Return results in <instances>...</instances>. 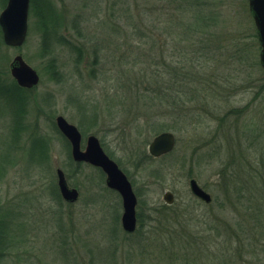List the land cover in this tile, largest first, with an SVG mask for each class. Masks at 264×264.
Listing matches in <instances>:
<instances>
[{
  "label": "rangeland",
  "instance_id": "rangeland-1",
  "mask_svg": "<svg viewBox=\"0 0 264 264\" xmlns=\"http://www.w3.org/2000/svg\"><path fill=\"white\" fill-rule=\"evenodd\" d=\"M45 1L60 23L48 46L32 11L22 47L0 35V264H264V69L248 0ZM18 55L40 75L31 90L13 86ZM58 116L131 181L134 233L102 170L72 159ZM163 132L176 147L154 158Z\"/></svg>",
  "mask_w": 264,
  "mask_h": 264
},
{
  "label": "water",
  "instance_id": "water-1",
  "mask_svg": "<svg viewBox=\"0 0 264 264\" xmlns=\"http://www.w3.org/2000/svg\"><path fill=\"white\" fill-rule=\"evenodd\" d=\"M248 4L261 48L260 65L264 69V0H248ZM30 5L31 0H7L5 8L0 13V29L6 46L19 48L24 45L28 36ZM10 73L20 88L31 90L40 83L39 73L21 55L16 56L11 62ZM55 121L58 130L71 145L72 159L76 163H85L101 169L106 177V186L120 195L123 207L122 229L128 234L134 233L138 221L136 213L138 198L127 175L104 152L96 136H89L85 148L82 149V134L79 129L63 116H58ZM175 147V135L171 132H163L154 137L149 145V153L154 158H160L173 152ZM56 176L62 199L69 204L76 203L79 200V191L69 186L65 173L61 169L56 171ZM189 187L194 197L206 204L211 202L210 194L195 179L190 180ZM163 198L167 205H172L174 202V195L170 191L166 192Z\"/></svg>",
  "mask_w": 264,
  "mask_h": 264
},
{
  "label": "trees",
  "instance_id": "trees-1",
  "mask_svg": "<svg viewBox=\"0 0 264 264\" xmlns=\"http://www.w3.org/2000/svg\"><path fill=\"white\" fill-rule=\"evenodd\" d=\"M38 0H31V6H30V12L32 11V13L34 12L36 14L37 17H39L40 19V30H42V33L44 35V46H48L49 42L48 39H50L51 35L54 32H57V28L58 26H60V23H57V16L55 15L54 9L51 7V5L49 4V2H46L45 0H43V2L41 3ZM7 3V0H5V5ZM54 22V24L52 26H49L50 22ZM56 24V25H55ZM0 35H2L1 29H0ZM50 35V36H49ZM51 70H54V68H52ZM13 86L19 90H27V89H22L20 87H18V85L16 84V82L13 80ZM1 237V234H0ZM1 240V239H0Z\"/></svg>",
  "mask_w": 264,
  "mask_h": 264
},
{
  "label": "flooded vegetation",
  "instance_id": "flooded-vegetation-1",
  "mask_svg": "<svg viewBox=\"0 0 264 264\" xmlns=\"http://www.w3.org/2000/svg\"><path fill=\"white\" fill-rule=\"evenodd\" d=\"M196 198V197H195ZM197 199V198H196ZM199 200V199H198ZM201 201V200H200Z\"/></svg>",
  "mask_w": 264,
  "mask_h": 264
}]
</instances>
